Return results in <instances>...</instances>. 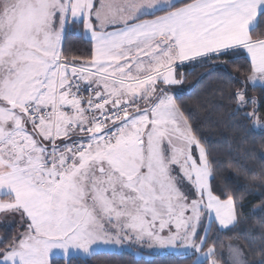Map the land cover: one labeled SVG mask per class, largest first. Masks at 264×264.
<instances>
[{"label":"snow or ice","instance_id":"obj_1","mask_svg":"<svg viewBox=\"0 0 264 264\" xmlns=\"http://www.w3.org/2000/svg\"><path fill=\"white\" fill-rule=\"evenodd\" d=\"M262 22L264 0H0V215L18 225L0 264H264V203L258 241L212 234L247 219L242 190L175 88L185 62L243 55L220 94L264 132ZM77 24L86 58L66 46Z\"/></svg>","mask_w":264,"mask_h":264},{"label":"trees","instance_id":"obj_2","mask_svg":"<svg viewBox=\"0 0 264 264\" xmlns=\"http://www.w3.org/2000/svg\"><path fill=\"white\" fill-rule=\"evenodd\" d=\"M264 31V22L256 29V32ZM66 46L69 55L87 57L92 47L89 40L85 39L81 25L70 27L66 36ZM247 66L243 55L231 54L214 57L206 65L199 62H189L177 68V72L183 77V83L175 87L181 102L191 113L190 119L194 127H198L197 135L210 147L213 155L220 161H233L231 167L226 168L224 176L228 178L233 188L242 190V203L244 208L242 215L247 219L241 222L235 233H218L216 225L212 224V234L218 235L222 242L236 239L241 233L249 236V239L258 241V236L252 233L260 229V215H253V208H259L264 203V186L252 181V176L259 175L264 171V132L249 128L244 129L234 125L231 115L232 108L226 95L221 96L220 90L230 89L237 85L231 77L242 78V72L237 68ZM231 74V77L229 76ZM254 95H259L256 91ZM204 105H207L205 108ZM222 167H224L222 165ZM223 185V181H220ZM14 227L0 229V235L14 233ZM247 246V245H246ZM253 248L259 244L254 243ZM254 261L261 259L260 254L250 257ZM57 264H63L60 258H55ZM91 264H121L119 256L98 255ZM158 264H190L188 261L176 260L171 257L161 258Z\"/></svg>","mask_w":264,"mask_h":264},{"label":"crops","instance_id":"obj_3","mask_svg":"<svg viewBox=\"0 0 264 264\" xmlns=\"http://www.w3.org/2000/svg\"><path fill=\"white\" fill-rule=\"evenodd\" d=\"M83 33H84V37H85V39H87V40H89L90 41V36L86 33V32H84L83 31ZM186 63H189V62H185L184 64H186ZM178 86V85H177ZM177 86H175V87H177ZM15 217H13L11 220H13V221H5V222H7V223H5L4 225H1L0 226V229H2V228H4V227H6V226H10V227H14V228H18V225L17 224H14V221L16 220V218L14 219ZM0 236H2V235H0ZM57 257H59V256H57ZM57 257H55V258H57ZM60 258V257H59Z\"/></svg>","mask_w":264,"mask_h":264},{"label":"rangeland","instance_id":"obj_4","mask_svg":"<svg viewBox=\"0 0 264 264\" xmlns=\"http://www.w3.org/2000/svg\"><path fill=\"white\" fill-rule=\"evenodd\" d=\"M258 130V129H257ZM13 217H9V218H5L3 215H0V226L1 225H4L5 223H7V222H5V221H13V220H11ZM15 219V218H14ZM213 224H215V223H213ZM216 225V224H215ZM205 226H207V225H205ZM212 226V225H211ZM57 258H59V257H57Z\"/></svg>","mask_w":264,"mask_h":264}]
</instances>
